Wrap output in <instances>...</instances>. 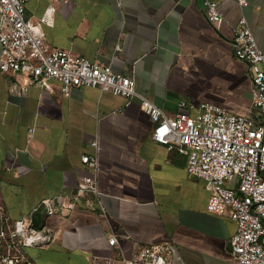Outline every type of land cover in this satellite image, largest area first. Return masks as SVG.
<instances>
[{"label":"crops","instance_id":"obj_1","mask_svg":"<svg viewBox=\"0 0 264 264\" xmlns=\"http://www.w3.org/2000/svg\"><path fill=\"white\" fill-rule=\"evenodd\" d=\"M218 0L225 18L214 26L203 0H28L26 14L46 46L103 64L136 80L126 97L92 86L70 95L31 84L11 91L22 74L0 71V179L14 219L32 216L45 198L68 199L91 172L82 156L98 139L102 199L109 222L84 196L71 210L45 217L54 239L28 248L36 264H124L154 243L171 245L170 264H237L229 211L208 209L204 179L190 175L187 157L153 138L144 96L175 115L182 100L194 112L203 102L245 113L253 101L249 66L234 51V25L244 15L264 47V0ZM51 24L41 21L48 6ZM1 52V44H0ZM30 127H35L29 138ZM10 167V169H7ZM116 233L118 243H109Z\"/></svg>","mask_w":264,"mask_h":264},{"label":"built area","instance_id":"obj_2","mask_svg":"<svg viewBox=\"0 0 264 264\" xmlns=\"http://www.w3.org/2000/svg\"><path fill=\"white\" fill-rule=\"evenodd\" d=\"M27 1L0 0V71L27 77L25 83L13 80L11 91L24 93L31 84L51 91L52 80H58L66 96L74 86L97 87L126 97L137 95L135 78L115 72L110 63L93 62L61 47L48 48L39 25L26 14ZM237 1L242 8L249 3ZM203 4L214 26L225 21L218 0H203ZM55 13L56 7L48 6L41 21L51 24ZM234 32L235 55L248 64L254 85L247 112L237 113L212 102H203L192 112L188 102L182 100L180 110L169 115L148 98L140 97L153 122V138L168 150L186 155L188 173L203 178L209 191L208 209L219 214L229 211L236 221L230 245L237 264H264V47L258 44L246 16L234 25ZM34 133L35 127H30V139ZM91 145L93 152L82 156L91 172L81 178L68 199H43L48 215L71 210L88 196L109 222L99 182L102 167L98 139ZM2 189L0 179V264H36L28 248L51 242L55 231L36 226L32 216L12 218L3 202ZM109 243H118L115 232ZM170 258V243H154L145 246L138 257L125 259L124 264H170Z\"/></svg>","mask_w":264,"mask_h":264},{"label":"water","instance_id":"obj_3","mask_svg":"<svg viewBox=\"0 0 264 264\" xmlns=\"http://www.w3.org/2000/svg\"><path fill=\"white\" fill-rule=\"evenodd\" d=\"M47 216V210L44 204H42L38 209L32 214V220L34 224L38 227L45 225V217Z\"/></svg>","mask_w":264,"mask_h":264}]
</instances>
